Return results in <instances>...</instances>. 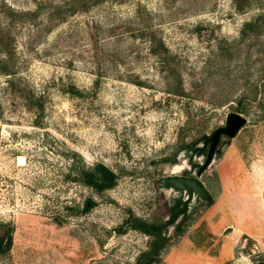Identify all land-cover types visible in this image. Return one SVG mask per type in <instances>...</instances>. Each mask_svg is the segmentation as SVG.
I'll return each mask as SVG.
<instances>
[{
  "label": "rangeland",
  "instance_id": "obj_1",
  "mask_svg": "<svg viewBox=\"0 0 264 264\" xmlns=\"http://www.w3.org/2000/svg\"><path fill=\"white\" fill-rule=\"evenodd\" d=\"M80 2L0 0V264L135 263L154 236L132 222H163L162 178L194 173L179 146L230 111L211 200L146 264H264V0ZM95 162L110 185L80 179Z\"/></svg>",
  "mask_w": 264,
  "mask_h": 264
},
{
  "label": "water",
  "instance_id": "obj_2",
  "mask_svg": "<svg viewBox=\"0 0 264 264\" xmlns=\"http://www.w3.org/2000/svg\"><path fill=\"white\" fill-rule=\"evenodd\" d=\"M245 122V117L238 112L230 111L225 117L223 125L215 127L210 134H203L199 136L196 140H193L191 144H183L179 146V150L184 151H195L196 155L202 153L204 145L208 142V147L204 159L196 166L193 176H165L162 178L161 184L170 188L173 192L177 193L176 199L180 202V206L173 212V214L167 218L162 225L157 229L152 230V232L158 237V240L154 242L159 245L163 239V234L159 231L165 226L169 225L175 218L179 215H183L186 211L187 204L197 203L199 201H210L211 195L203 186L199 180L200 173L205 169V167L211 162L212 156L216 151V144L219 140L221 134L227 136H233L235 132L243 125ZM201 142L200 146H195V143ZM92 170L98 174V177L103 181H110L112 179V171L107 168L101 162H95L92 166ZM229 226H226L227 230ZM153 242V243H154ZM155 252V247L153 246L149 251L145 252L143 256L151 257ZM257 264H263L259 261Z\"/></svg>",
  "mask_w": 264,
  "mask_h": 264
},
{
  "label": "trees",
  "instance_id": "obj_3",
  "mask_svg": "<svg viewBox=\"0 0 264 264\" xmlns=\"http://www.w3.org/2000/svg\"><path fill=\"white\" fill-rule=\"evenodd\" d=\"M80 1H83L82 3L80 2L81 3L80 4L81 7L83 8V7H86L88 3H92V2H94L96 0H80ZM38 102H39V106L38 107H39V109H41V100H39ZM79 177H80V179L84 183L89 184V185H92V186L97 187V188L110 185L111 184V181H112V179L110 181H108V182L101 180L98 177V174L92 170V168L80 170L79 171ZM177 204H178V201L174 200L173 203L170 205V208H169V214L170 215L173 214L174 210L177 207ZM137 227H140L143 230L148 231V229H146L145 227H143L141 225H137ZM178 227L179 226L176 225L175 226V229L177 230ZM117 231H122V228L121 227H118L117 228ZM5 241H6L7 245H8V243H9V236L7 234L5 236ZM3 242H4V237L3 236H0V250L3 249V247H2ZM148 260H150V257H145L141 262L136 261L135 263H131V264H146V262Z\"/></svg>",
  "mask_w": 264,
  "mask_h": 264
},
{
  "label": "flooded vegetation",
  "instance_id": "obj_4",
  "mask_svg": "<svg viewBox=\"0 0 264 264\" xmlns=\"http://www.w3.org/2000/svg\"><path fill=\"white\" fill-rule=\"evenodd\" d=\"M221 135H223V134H221ZM220 135V136H221ZM191 144V143H190ZM186 145H189V144H186ZM201 145V142L199 141V142H197V143H195V146H200ZM207 147H208V142L204 145V148H203V151H202V155H203V159H204V157H205V154H206V150H207ZM215 148H216V146H215ZM188 152H190L189 153V157H188V161H189V163L191 164V166L192 167H194L195 169H196V166L200 163V162H198V163H195V162H192L191 160H192V155L195 153V151H188ZM202 159V160H203ZM195 171V170H194ZM188 172V170H184V171H182L179 175H174V176H193V174H189V173H187ZM176 197H177V194L175 195V197H174V200H176V201H178L177 199H176ZM191 202H189L188 204H187V207H189V204H190ZM180 206V202L178 201V204H177V207H176V209L178 208ZM175 209V210H176ZM187 209V208H186ZM174 210V211H175ZM172 215V214H171ZM170 214H169V216H168V218L171 216ZM182 217H183V215H182ZM181 217V218H182ZM167 219V218H166ZM165 219V220H166ZM176 219V218H175ZM164 220V221H165ZM164 221L163 222H161L160 224H158V225H155L154 227H152L151 225H148V224H143L142 222H136V221H134V222H132L135 226H137V225H141V226H143V227H145L146 229H148V232L149 233H151V234H153V236H154V239H152L151 241H150V246H149V250L154 246L155 247V250H156V247L157 246H159V245H157L154 241L155 240H158V237L152 232V230H154V229H157L160 225H162L163 223H164ZM168 226V225H167ZM167 226H165L163 229H161L159 232L161 233ZM162 234V233H161ZM163 239H164V235H163ZM163 239H162V241H163ZM161 241V242H162ZM154 242V243H153ZM148 250V251H149ZM145 252H147V251H145ZM145 252H142V254H140L139 256H138V258H137V261H139V262H141L146 256H143V254L145 253Z\"/></svg>",
  "mask_w": 264,
  "mask_h": 264
},
{
  "label": "crops",
  "instance_id": "obj_5",
  "mask_svg": "<svg viewBox=\"0 0 264 264\" xmlns=\"http://www.w3.org/2000/svg\"><path fill=\"white\" fill-rule=\"evenodd\" d=\"M212 197V196H211Z\"/></svg>",
  "mask_w": 264,
  "mask_h": 264
}]
</instances>
